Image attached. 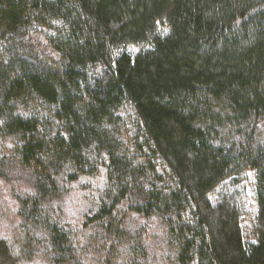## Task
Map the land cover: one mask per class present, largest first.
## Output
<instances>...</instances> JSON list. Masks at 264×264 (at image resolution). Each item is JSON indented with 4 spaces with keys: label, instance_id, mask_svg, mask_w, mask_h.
Instances as JSON below:
<instances>
[{
    "label": "trees",
    "instance_id": "16d2710c",
    "mask_svg": "<svg viewBox=\"0 0 264 264\" xmlns=\"http://www.w3.org/2000/svg\"><path fill=\"white\" fill-rule=\"evenodd\" d=\"M0 264H264V0H0Z\"/></svg>",
    "mask_w": 264,
    "mask_h": 264
},
{
    "label": "rangeland",
    "instance_id": "374dc122",
    "mask_svg": "<svg viewBox=\"0 0 264 264\" xmlns=\"http://www.w3.org/2000/svg\"><path fill=\"white\" fill-rule=\"evenodd\" d=\"M243 184L246 185L245 186L243 185L242 187H239V189H236V190H240L238 191L237 195L244 204H246L250 208H253L254 207L253 185L249 181H246Z\"/></svg>",
    "mask_w": 264,
    "mask_h": 264
}]
</instances>
